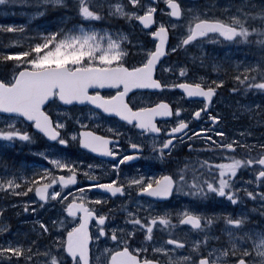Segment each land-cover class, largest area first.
I'll return each instance as SVG.
<instances>
[{"label": "snow or ice", "instance_id": "obj_1", "mask_svg": "<svg viewBox=\"0 0 264 264\" xmlns=\"http://www.w3.org/2000/svg\"><path fill=\"white\" fill-rule=\"evenodd\" d=\"M17 5L30 19L62 15L50 30L0 24V147L48 143L33 153L47 165L3 164L0 192L38 199L0 204V264H264V222L250 215L264 218V139H250L264 128V0H228L219 11L215 0H0ZM206 43L259 55L209 78L197 67L228 69ZM226 80L241 97L232 118L250 121L231 135L214 107ZM174 89L181 94L158 98ZM72 145L100 162L74 159ZM178 146L196 155L174 156ZM141 157L143 171L129 167ZM210 200L238 210L209 211ZM17 205V216H33L23 231L4 219Z\"/></svg>", "mask_w": 264, "mask_h": 264}, {"label": "flooded vegetation", "instance_id": "obj_2", "mask_svg": "<svg viewBox=\"0 0 264 264\" xmlns=\"http://www.w3.org/2000/svg\"><path fill=\"white\" fill-rule=\"evenodd\" d=\"M62 15V13L60 14H57L55 18H51L52 21L54 20V22H57V20H59L60 16ZM55 27H52V29H54ZM218 45H212V44H209V43H206V47H209V48H215V56L217 59H221V58H225V55L228 53V52H223V51H220V48L221 46H228V44H224V43H216ZM237 45V44H235ZM244 48V45L238 47L236 50H240ZM233 53V52H232ZM176 55H173L172 57H175ZM182 54L181 56H176L175 60L176 59H181L182 58ZM196 72L199 74V75H206L208 76L209 78H213L212 77V74H213V71L209 74V72L207 71H204L200 68L197 67L196 69ZM191 76V74H190ZM231 82L230 81H227L224 88L226 91L229 92V88L231 87ZM181 90H178V89H174V90H170L169 92H166L164 93L162 96L158 97V98H169V99H173L174 98V95L175 94L176 96H179L181 94ZM221 90H219V93L218 95L220 97L223 98L222 100V103H217L214 105L215 108H217L221 115L223 116V122H218L219 123V127L221 129H224L226 134L228 135H231L233 133H235L239 128L241 127H244L246 125V120H248L247 116L246 115H241L239 119H233L232 116H231V113L233 111V106H234V103L236 100H240V98L232 93H227V94H224V95H221ZM154 99L157 98V97H153ZM191 100V98H185L182 103L185 107H195L196 105L195 104H189V101ZM243 102V100H242ZM228 103H231V107L230 109L226 108L223 104H228ZM184 113H181V117L183 118L184 117ZM159 122V121H158ZM97 123H99V121H97ZM201 123H204V121H202ZM195 125L194 124H190L189 127L192 128L194 127ZM254 133V136L251 137L250 139H264V137H261L259 135V132L258 131H264V128H259V127H253L251 129ZM102 131V134H103V130ZM39 139H37V142L40 143V144H43V143H46V147H48V143L46 140L42 139L41 137H37ZM38 145V144H37ZM36 143H32V144H27V143H17L14 145V152L16 153V155H3V156H0V174H3L4 173V167H3V164L6 162L9 167H11L12 165H15L17 166L18 164H20V161L23 159L22 155H23V152H24V148H31L32 147H37ZM122 146L126 147L127 146V141L124 140L122 141ZM66 151L71 154L73 156V158H82V159H85L86 162H93L95 160V162L99 163L100 161L97 159L98 157V154H94V153H90V152H82L77 146L75 145H72V146H69ZM190 154V156H195L196 154L195 153H191L189 152L186 147H183V146H178V151L174 152V156H179V157H183V156H188ZM148 155L147 153V150H145L144 152V157H146ZM201 155H207V153H201ZM144 157H141L138 161L136 162H127L129 167L132 168V169H136L137 167L140 168L141 171L144 170V165H146L148 163V161H146L144 159ZM110 159V158H108ZM154 163H158V162H154ZM124 167V166H122ZM165 168H171L172 167V164H168V165H165L164 166ZM125 171H128L129 169L128 168H125L124 169ZM155 171H157V173L159 172V168H156L154 169ZM245 175V178H247V173H244ZM107 177H105L106 179ZM95 191V190H93ZM118 204L119 201L118 200H113V199H109V202H108V206H111L112 204ZM246 205V203H245ZM231 206V205H230ZM11 217V216H10ZM12 218V217H11ZM259 224L261 222H264V220H258ZM16 223H17V220H14V226H16Z\"/></svg>", "mask_w": 264, "mask_h": 264}, {"label": "rangeland", "instance_id": "obj_3", "mask_svg": "<svg viewBox=\"0 0 264 264\" xmlns=\"http://www.w3.org/2000/svg\"><path fill=\"white\" fill-rule=\"evenodd\" d=\"M206 2H207V4L209 5V6H211V0H205ZM190 2L192 3L193 2V0H190ZM228 2V0H215V4H216V9L217 10H219L221 7H223L226 3ZM10 11L9 10H3V9H1V7H0V24H9L10 22H5L4 21V19H7V18H9V17H11V15H10ZM20 15H18L19 17H21V18H28L27 20H26V22L24 23H20V22H16V23H11V24H16V25H20V24H27V23H29V22H31V20L32 19H34V18H32V19H30L29 18V16L27 15V14H25V13H19ZM35 18H37V17H35ZM246 45H244V47H245ZM246 47H248V48H252L251 46H246ZM245 54H246V52H245V50H244V48H242V49H240V50H235L233 53H227V58H221L220 60L223 62V65H224V67L225 68H227L228 69V72H224V74H225V76L227 77V75H228V73H230L231 71H232V69H231V67H230V65H231V62L232 61H235V60H242V61H245V62H247V61H250L249 59H247L246 58V56H245ZM257 55H259V53L257 52ZM225 57H226V55H225ZM248 57L250 58V59H254L255 58V55L253 54V52L252 51H249V53H248ZM207 64V63H206ZM226 82H227V80H226ZM229 93H231L230 91H229ZM239 97V96H238ZM249 97H251V95L249 96ZM249 97H247V98H249ZM240 99H241V97H239ZM247 98H244V99H247ZM226 108H228V109H230V105H231V103H228V104H223ZM246 125L244 126V127H246L249 123H250V121L249 120H246ZM256 127H259V126H256ZM259 128H261V127H259ZM259 133L260 132H262V131H258ZM14 197L15 196H6L5 194H3L2 196H0V204H12L13 203V200H14ZM10 208V207H9ZM4 219L6 220V222L7 223H9L10 225H11V227L14 225V221H13V219H7V218H5L4 217ZM216 225H217V222H216ZM181 236H183V233H181Z\"/></svg>", "mask_w": 264, "mask_h": 264}]
</instances>
